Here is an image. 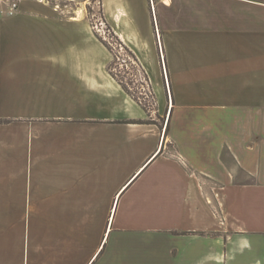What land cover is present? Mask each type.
Returning <instances> with one entry per match:
<instances>
[{
  "label": "crops",
  "instance_id": "crops-1",
  "mask_svg": "<svg viewBox=\"0 0 264 264\" xmlns=\"http://www.w3.org/2000/svg\"><path fill=\"white\" fill-rule=\"evenodd\" d=\"M78 1L0 0V264H264V0H99L166 129Z\"/></svg>",
  "mask_w": 264,
  "mask_h": 264
},
{
  "label": "rangeland",
  "instance_id": "rangeland-1",
  "mask_svg": "<svg viewBox=\"0 0 264 264\" xmlns=\"http://www.w3.org/2000/svg\"><path fill=\"white\" fill-rule=\"evenodd\" d=\"M90 1V0H89ZM78 5L67 6L66 11H74L77 9L78 13H85L96 33L99 37L103 38L110 44L113 50V55L108 65L110 64L112 71L118 75L130 91L140 98L150 108L148 114V121L153 124H159L165 129L170 124V114L173 107L171 90L169 80L167 77L164 56L161 55L163 79L166 96L164 106L159 111L160 102L157 92H155L152 84L150 83L148 72L144 70L138 62L136 55L125 45L121 44V40L114 35L111 28L102 19V11L99 0H92L88 4L82 5L80 1ZM82 7L84 11L79 9ZM31 215L23 214H0V237H7L12 243L21 237L22 226L27 224V220Z\"/></svg>",
  "mask_w": 264,
  "mask_h": 264
},
{
  "label": "trees",
  "instance_id": "trees-1",
  "mask_svg": "<svg viewBox=\"0 0 264 264\" xmlns=\"http://www.w3.org/2000/svg\"><path fill=\"white\" fill-rule=\"evenodd\" d=\"M99 38L108 47V49L113 53V50H112V47L110 46V44L108 42H106L103 38H101V37H99ZM121 44L124 45L122 42H121ZM125 48H127V47L125 46ZM107 69L113 75V77L116 78L119 81V83L123 86V88L126 90V92H128L146 110V112L149 114L150 108L148 107V105L146 103H144L140 98H138L137 96H135V94H133L130 91V89L127 87V85L121 79L118 78V75L117 74H115L112 71L110 64L108 65ZM123 122H130V123L148 122V123H153V122H150V121H142V120H135V119L127 120V121H123Z\"/></svg>",
  "mask_w": 264,
  "mask_h": 264
},
{
  "label": "built area",
  "instance_id": "built-area-1",
  "mask_svg": "<svg viewBox=\"0 0 264 264\" xmlns=\"http://www.w3.org/2000/svg\"><path fill=\"white\" fill-rule=\"evenodd\" d=\"M12 7L15 8V7H16V4L14 3V4L12 5Z\"/></svg>",
  "mask_w": 264,
  "mask_h": 264
}]
</instances>
